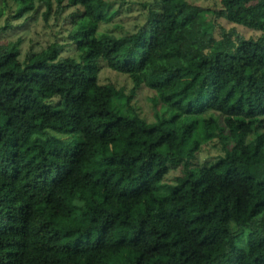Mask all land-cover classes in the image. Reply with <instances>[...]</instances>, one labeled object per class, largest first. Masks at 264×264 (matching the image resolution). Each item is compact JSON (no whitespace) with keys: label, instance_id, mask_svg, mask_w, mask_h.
I'll use <instances>...</instances> for the list:
<instances>
[{"label":"trees","instance_id":"obj_1","mask_svg":"<svg viewBox=\"0 0 264 264\" xmlns=\"http://www.w3.org/2000/svg\"><path fill=\"white\" fill-rule=\"evenodd\" d=\"M13 1L71 9L78 56L0 46V264H264V0H155L121 35L99 29L106 0ZM216 19L259 35L216 37ZM140 87L168 113L142 117ZM214 139L224 154L190 168Z\"/></svg>","mask_w":264,"mask_h":264},{"label":"rangeland","instance_id":"obj_2","mask_svg":"<svg viewBox=\"0 0 264 264\" xmlns=\"http://www.w3.org/2000/svg\"><path fill=\"white\" fill-rule=\"evenodd\" d=\"M109 3V19L100 25L101 32L112 34H124L128 28L134 24L142 22V15L146 11L144 4H153L155 8L158 4L155 0H106ZM191 3L201 5L211 10L220 8V0H190ZM65 4V2L63 3ZM0 46L18 43L20 47V59L26 60L36 52L47 47L52 42L60 43L64 46L62 56L75 57L78 51L72 40L69 38L72 19L69 17L71 9L64 8L59 13L56 12L57 4L53 2L51 12L45 16L46 5L37 4L34 10L27 11L21 16H15L16 3L13 0H0ZM215 35L219 37L224 30L234 29L239 35L249 38L257 37L259 32L241 25L229 23L224 19L215 20ZM100 78L103 83H111L117 89H124L128 92L132 87V81L124 74L113 72L107 68H102ZM133 103L138 107L139 113L147 121L156 120V116L168 113V108L156 98L154 91L140 87L135 91ZM49 135L62 139L66 146L73 145L78 137V133L63 135L54 131H49ZM224 154L222 143L214 139L202 146L195 158L189 161L190 168H200L208 165L219 156ZM184 173L183 162L171 165L169 173L164 179L166 184H175L177 177ZM160 192H164V188ZM249 230L236 240L237 248H242L247 240Z\"/></svg>","mask_w":264,"mask_h":264}]
</instances>
